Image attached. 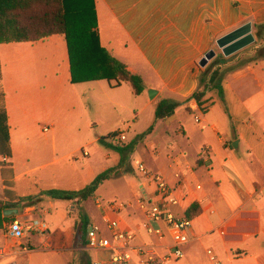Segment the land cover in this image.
<instances>
[{
	"label": "crops",
	"instance_id": "crops-1",
	"mask_svg": "<svg viewBox=\"0 0 264 264\" xmlns=\"http://www.w3.org/2000/svg\"><path fill=\"white\" fill-rule=\"evenodd\" d=\"M96 10L101 44L130 71L139 74L146 86L137 95L130 85L136 98L144 104L142 112L147 109L153 113L148 128L152 127V131L139 139L136 146L145 143L154 158L152 171L164 176L176 188L180 205L173 211L177 216L187 215L193 204H198L200 209L193 219L184 257L170 264H215L212 256L223 264H264V58L230 69L245 52L227 57L236 55L221 65L230 69L223 79V98L217 91H209L205 97L206 111L194 99L185 102L199 88L200 73L209 66L202 67L200 61L218 46V39L250 22L257 41L259 38L264 42V30L258 34V27L264 26V0H96ZM258 45V49L264 47L255 44L251 52H256ZM0 70L11 157H14L18 131L28 136L32 121L43 116L49 101L70 102L74 84L70 82L67 43L64 37L54 35L38 42L0 44ZM100 81L103 80L92 82L96 85ZM96 86L104 89L102 85ZM108 86L113 89L109 83ZM148 89L157 90L153 99ZM163 99L181 102L178 108L194 114V121L188 124L179 121L175 128L176 111L170 117L156 119V106ZM139 114H136L137 120ZM196 116L200 117V123L195 121ZM172 126L176 136L187 141L183 150L174 148L171 142ZM45 128L44 134H54L53 124L48 132H44ZM156 131L160 133L157 138ZM108 142L112 143L110 139ZM159 142L167 146L166 151L157 147ZM204 148H208L205 154ZM58 160L55 158L49 163ZM3 161L11 164V182L15 189L17 180L31 169L18 172L11 158L0 156V179L5 195ZM97 175L93 169L87 172L90 182ZM142 179L137 192L128 190L126 199L114 200L127 204L118 215L123 226L136 228L144 218L137 199L141 194L150 195L152 187L147 179ZM15 189L14 196L21 197ZM4 195L0 194V198L6 200ZM22 202L16 201L17 206L13 208L20 212L31 208L37 218L49 214L41 199L31 205L22 206ZM67 202L73 211L77 209L75 200ZM74 217L76 223L78 211ZM90 219L91 224L101 225L91 216ZM30 240V251L10 256L1 264H23L26 254L37 244L33 237ZM148 241L141 231L137 243ZM96 257L93 252V259ZM132 264L143 263L135 256Z\"/></svg>",
	"mask_w": 264,
	"mask_h": 264
},
{
	"label": "rangeland",
	"instance_id": "rangeland-1",
	"mask_svg": "<svg viewBox=\"0 0 264 264\" xmlns=\"http://www.w3.org/2000/svg\"><path fill=\"white\" fill-rule=\"evenodd\" d=\"M259 43L264 45V42L261 43V39L258 38L257 42L240 50L238 53L245 52V54L229 66L230 69L238 67L249 55L255 53L251 51H254V45ZM214 50L216 56L209 61V66H207L211 69L216 66L217 62L225 63L236 57L235 55L227 58L218 46ZM222 55L223 60H221ZM230 69L224 68L225 72ZM93 83L95 82L74 84L70 90L71 99L68 103L59 99L54 102L49 101L48 108L43 109V116L32 121L28 136L21 135L19 131L16 136L14 157H10L11 162L16 163L18 172L31 170L26 176L17 180L16 189L14 187L10 189H15L24 200H27L28 196H35L34 203L38 202L36 199L43 200L49 210V214L38 216L49 225V246L41 247L38 243L39 237L33 236V240L37 243L36 247L31 253L26 254L27 259L23 261V264H66L69 261L72 264H86L93 259L92 250L86 249V246L78 247L76 239L78 220L75 223L74 217L78 210L73 211L67 201L51 199L42 194V191L50 188L81 189L90 182L87 176L89 169H93L97 175L118 165L121 155L101 142L100 138L108 137L109 134L119 130L126 131L128 136L127 141H124L126 145L131 139L139 142L138 138L141 134L149 133L148 128L153 113L151 115L147 109L142 112L144 104L136 98L130 84L125 83L122 87L112 89L108 86V82L103 80L99 82L100 84H96L104 87L100 89ZM94 89L96 90L93 91ZM138 112L140 114L137 120ZM196 114L201 115L199 112ZM176 117L178 120L173 123L175 128L179 121L187 124L194 121V114L182 107L176 110ZM51 124L55 129L54 134L52 132L44 134L42 129L49 128ZM173 126L169 133L171 142L174 148L183 150L187 146V141L182 136H176ZM156 132L154 135L157 138L160 133ZM159 144L157 147H160V150H167L164 143L159 142ZM145 146V143L140 142L128 157L126 167L111 179L106 180L93 197L80 203L75 201L76 207L80 206L95 222L102 224V211L97 206V200L104 204L116 199H126L128 190L137 192L139 183L144 178L139 173L140 162L152 171L151 165L154 158ZM85 151L89 153V156L84 155ZM187 153L189 154L188 151ZM55 158L59 160L49 163ZM2 188L0 179V194L4 195ZM50 202L54 205H50ZM34 203L22 202L21 205ZM31 218L35 216L32 215ZM4 234V229L0 228V245L5 242ZM71 236L73 238H70ZM73 249L75 251H72ZM78 252L80 255L77 254Z\"/></svg>",
	"mask_w": 264,
	"mask_h": 264
},
{
	"label": "trees",
	"instance_id": "trees-1",
	"mask_svg": "<svg viewBox=\"0 0 264 264\" xmlns=\"http://www.w3.org/2000/svg\"><path fill=\"white\" fill-rule=\"evenodd\" d=\"M258 34L264 30V26L258 27ZM59 35L64 37L70 62V82L73 84L106 80L111 87H120L124 82L129 83L134 93L140 95L146 89L143 78L139 74L130 71L126 64L114 57L102 44L98 29V16L96 0H0V44L12 42H38L48 37ZM223 60L224 57H221ZM264 58V47L249 55L238 67L249 62ZM217 62L214 68H206L200 73L199 88L185 102L194 99L200 109L206 111L204 104L209 91H217L223 98V79L225 70ZM181 102L163 99L156 106V119H164L172 116ZM148 129V131H150ZM117 131L100 138V141L121 155L118 165L99 173L85 187L77 190L50 188L42 191V194L51 199L86 201L93 197L98 188L114 175L126 167L128 157L134 152L138 140H132L126 145H115L108 142L110 137L116 136ZM146 133L140 135L142 139ZM0 156L10 158L12 149L10 144V127L8 123V111L6 96L2 84L0 70ZM2 176L5 185V198H0V228L5 219L4 211L17 206L16 201L34 203L35 196L15 197L12 181L13 171L10 163L1 162ZM128 171V170H125ZM40 200V199H36ZM78 223L76 227V239L78 247H85L86 233L91 219L87 213L77 205ZM200 212L198 204H193L187 210V216L194 219ZM72 264V263H68ZM86 264H92L91 261Z\"/></svg>",
	"mask_w": 264,
	"mask_h": 264
},
{
	"label": "built area",
	"instance_id": "built-area-1",
	"mask_svg": "<svg viewBox=\"0 0 264 264\" xmlns=\"http://www.w3.org/2000/svg\"><path fill=\"white\" fill-rule=\"evenodd\" d=\"M260 46H257V49ZM195 121L200 123V117ZM49 129L45 128L44 132ZM128 137L126 131H117L110 137L115 145H123ZM208 148L203 149V154ZM87 156L88 152L85 151ZM139 173L149 181L150 195L141 194L137 205L143 220L136 228L123 226L118 215L126 208L123 201H112L107 205L98 203L103 209L102 224H90L86 233V248L97 254L92 264H132L136 256L143 264H168L184 257V246L190 241L193 219L187 215L177 216L173 208L180 205L175 187L164 176L154 173L139 163ZM31 208L12 215L4 224L5 242L0 245V264L10 256L30 251L31 238L38 236L41 247L49 246L50 229L45 220L31 218ZM145 232L148 242L137 243L139 233ZM212 254V251H208ZM99 255V256H98ZM215 264H223L216 261Z\"/></svg>",
	"mask_w": 264,
	"mask_h": 264
},
{
	"label": "water",
	"instance_id": "water-1",
	"mask_svg": "<svg viewBox=\"0 0 264 264\" xmlns=\"http://www.w3.org/2000/svg\"><path fill=\"white\" fill-rule=\"evenodd\" d=\"M255 41L256 38L252 32V23L248 22L218 39L217 45L222 50L223 54L228 57L248 47L249 45L254 44ZM215 56L216 52L213 49L210 50L200 61V65L202 67H206L209 61ZM148 93L150 98L153 99L157 94V90L148 89ZM235 145L236 143H234V146ZM18 213L19 210L16 208L6 209L4 211L5 215H14Z\"/></svg>",
	"mask_w": 264,
	"mask_h": 264
}]
</instances>
